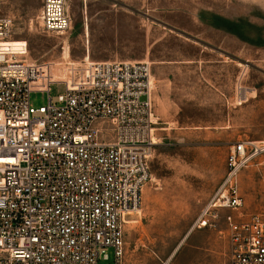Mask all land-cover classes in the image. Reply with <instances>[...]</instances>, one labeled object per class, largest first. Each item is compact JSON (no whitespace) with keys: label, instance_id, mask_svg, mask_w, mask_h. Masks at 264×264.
Listing matches in <instances>:
<instances>
[{"label":"rangeland","instance_id":"obj_1","mask_svg":"<svg viewBox=\"0 0 264 264\" xmlns=\"http://www.w3.org/2000/svg\"><path fill=\"white\" fill-rule=\"evenodd\" d=\"M40 2L1 7L13 23L10 45L25 41L40 70L67 79L64 63L84 58L150 65L156 145L124 226L123 263L228 264L225 217L264 214V153L239 173L240 208L220 210L207 228L196 219L225 175L228 149L264 142V0H70L61 36L42 32ZM62 93L54 86L50 96ZM30 102L44 106L47 95Z\"/></svg>","mask_w":264,"mask_h":264},{"label":"built area","instance_id":"obj_2","mask_svg":"<svg viewBox=\"0 0 264 264\" xmlns=\"http://www.w3.org/2000/svg\"><path fill=\"white\" fill-rule=\"evenodd\" d=\"M0 0V264H124V226L149 180L154 133L146 61L64 63L67 79L29 63L27 43L10 45L12 19ZM70 0H41L47 35L71 27ZM45 76V77H44ZM63 93L50 96L51 88ZM32 93L47 95L35 108ZM264 153L241 141L196 219L212 226L220 210L242 206L240 171ZM264 166V160H263ZM228 264H264V214L225 217Z\"/></svg>","mask_w":264,"mask_h":264},{"label":"bare ground","instance_id":"obj_3","mask_svg":"<svg viewBox=\"0 0 264 264\" xmlns=\"http://www.w3.org/2000/svg\"><path fill=\"white\" fill-rule=\"evenodd\" d=\"M155 143H156V142H154V140H153L152 145L155 144ZM155 145H156V144H155ZM127 223H129V222H127Z\"/></svg>","mask_w":264,"mask_h":264}]
</instances>
